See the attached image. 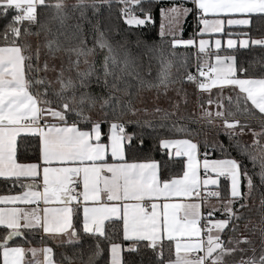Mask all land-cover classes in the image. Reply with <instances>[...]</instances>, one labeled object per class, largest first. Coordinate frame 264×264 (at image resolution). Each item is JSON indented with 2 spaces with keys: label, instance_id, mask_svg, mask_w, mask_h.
I'll use <instances>...</instances> for the list:
<instances>
[{
  "label": "snow or ice",
  "instance_id": "snow-or-ice-1",
  "mask_svg": "<svg viewBox=\"0 0 264 264\" xmlns=\"http://www.w3.org/2000/svg\"><path fill=\"white\" fill-rule=\"evenodd\" d=\"M114 3L122 5L119 17L131 34L154 23L152 6L159 0H76L72 4L66 0H0V178L27 189L18 195H0V204L13 205L0 208L3 264H40L25 260L28 252L35 258L37 249L10 246L17 237L28 242L26 233L34 230L67 237L65 242L70 245L79 244L81 234L94 239L85 264H98L105 253L108 264H124L122 252L137 251L140 244L154 253L157 264H227V257L245 251L241 245L252 243L247 236L236 238L229 233L239 231L244 219L241 210L248 208L254 188L253 176L240 160L231 157V151L247 156L254 167L258 162L264 184V150L257 157L240 140L245 129L254 137L253 146L259 143L257 137L264 136V76L241 78L248 69L238 65L235 55L252 47L264 50V37L254 39L250 34L253 19L264 20V0H172L171 7L161 8L162 21H167L160 26L161 42L171 36L172 56L183 46L196 48L197 58L195 72L188 70L185 59L180 63L183 74L174 78L173 62L164 49L137 39V48L159 54L156 82L144 79L137 70L130 41L119 25L100 19L104 6L111 10ZM45 11L47 15L42 16ZM77 11L81 22L68 25ZM189 15L196 21V30L188 39L178 38ZM33 36L35 43L28 39ZM213 39L215 51L210 43ZM176 83L191 84L198 98L209 93L206 103H215L217 111H209L201 101L202 117L209 126L215 119L223 123L215 128L211 141L205 139L202 154L199 142L191 138L161 139L159 147L167 150L169 160L186 158L180 161L182 176L164 178L162 167L167 161L129 162L127 153L134 146L135 134H128L126 126L153 128L150 121L141 125L134 119L148 111L149 100L141 93L161 87L166 92ZM225 88L238 89L237 112L249 114L248 102L258 110L260 132L247 123L229 120L234 113L226 116L223 106L213 101L212 89L222 93ZM221 134L227 137V145L219 139ZM28 137L38 142L35 163L17 158L18 138ZM143 144L140 138L141 147ZM209 148L224 158H211ZM201 168L207 177L203 180ZM221 177L226 196L219 190ZM38 180H42V191ZM208 185H216L217 190L202 195ZM242 187L248 191L243 192ZM209 198H216L218 205L209 206ZM218 212L223 218L214 219ZM106 221L121 224L122 242H129L127 249L108 237ZM259 232L264 245V217ZM102 240L108 241L107 249ZM165 240L174 258L165 259ZM39 251L44 253L43 264H54L52 248ZM237 264H264V250Z\"/></svg>",
  "mask_w": 264,
  "mask_h": 264
},
{
  "label": "trees",
  "instance_id": "trees-1",
  "mask_svg": "<svg viewBox=\"0 0 264 264\" xmlns=\"http://www.w3.org/2000/svg\"><path fill=\"white\" fill-rule=\"evenodd\" d=\"M67 3H75L76 0H66ZM179 3V0H176ZM172 6V0H159V3H155L153 7V20L154 23L144 26L142 29H135L131 34L127 31V26H125L119 17V9L122 7L120 4L114 3L111 7V10L104 6L102 9L103 16L100 19L106 20L110 19L111 23L119 25L123 30V34L130 41L131 54L134 60L136 61L141 75L146 80H151L156 82V76L160 70V62L158 59V53L148 52L145 48H137L135 46V41L140 39L141 41L147 43L148 45L155 44L158 47H162L165 52L167 59L172 60L173 68L172 73L173 77H178L182 75L184 69L180 67L181 61L187 59L188 61V70L191 72L196 71V58H197V49L196 48H184L183 46H178L176 49V55H171V49L169 47V41L171 36H167L163 42H161L159 37L160 26L162 23V18L160 15L161 8H167ZM190 7L191 5H186ZM148 7V5H145ZM137 15L139 11L137 10ZM47 15V11L42 13ZM88 17L92 18V13L89 10L87 13ZM79 12H75L66 22L68 25L72 26L78 22ZM95 22V20H93ZM85 27H87L86 22H82ZM196 30V21L189 15L183 23V30L181 35L177 36L178 38L188 39ZM3 29L0 28V34H2ZM234 31H236L234 29ZM250 34L252 38L259 39L264 37V20L259 18H254L253 23L250 29ZM119 38V37H117ZM31 42L35 43L36 37L28 38ZM43 37H41V41ZM0 46H3V40L0 39ZM215 51V50H213ZM231 54L230 52H221V55ZM237 56V63L243 68L248 69L247 76L241 75V77H251L259 78L264 76V50L258 47H252L250 49H241L235 53ZM203 58V57H202ZM214 61L212 57L210 62ZM150 73V74H149ZM96 92H100L99 88H95ZM216 96L213 101L220 103L222 111L225 112L227 116L228 112L234 113L233 116H228L229 120H239L241 123H247L250 125L251 129L255 132L261 131V115L258 110L252 108L251 103L248 102L247 107L251 109L249 114H243L242 112H237L236 110V97L238 90L233 91L228 88L223 90V92H216ZM143 96H146L149 100L147 105L148 111L145 114L140 112L134 118L141 122V125L145 121H150L153 125V128H148L140 125L129 124L126 126V132L128 134H135L133 140V148L130 149L127 153V158L129 161H138V160H157L161 162L167 161V166L162 167V173L164 178H172L179 176L183 173V163L181 160L185 158H175L174 160H169L168 156L165 154L166 150L159 147V142L161 139H173V138H191L193 142H199L201 152L204 151V141L208 139L212 140L214 135L215 128L220 126L217 124L208 125L207 121L198 122L197 115L203 113V109L200 107V102L205 101L204 107L209 111L211 108L216 106L207 105V96L202 93L197 96V90L189 83L181 85L176 83L168 88L165 92L164 88L159 89L152 88L141 93ZM231 97V102L229 100ZM219 99V100H218ZM138 108H143L144 105L137 104ZM241 108L244 107V104L241 103ZM154 108L161 109L160 112H154ZM181 128L185 129L184 132L179 131ZM189 133L191 134L189 136ZM140 138H143L144 144L141 147ZM219 139L225 144H228V139L223 134ZM253 135L249 133L248 129H245V134L240 137L242 143H245L249 146L248 151L255 154L259 157L264 150V136H259L256 139L259 140V143L253 146ZM211 158H224L221 156L220 152H212L209 148ZM39 155L38 152V142L34 137H28L26 139L19 138L18 140V150L17 158L19 162H32L36 161ZM231 157L236 158L241 161V163L248 169L249 174L253 176L254 188L251 192V197L247 200L248 208L241 210V214L244 216V219L239 222L240 228L239 231L235 234L229 233V235H234L236 238H242L247 236L250 241L249 245H241L245 249L243 253L237 252L231 257H227V264H237L238 261L243 259H248L253 255L259 256L261 251L264 250V245L261 244V236L259 232V227L261 225V218L264 217V207L261 206V199L264 198V184L261 183L260 177L258 175L260 168L259 163L254 167L251 160L244 155L238 154L237 151H231ZM23 183H29L28 180H23ZM226 184L224 179L221 181V193L226 196ZM19 185L13 186L12 182L5 181L3 178H0V194L4 193H15L22 191ZM243 192H247L246 187H242ZM238 207V205H237ZM216 218H223L218 212L215 215ZM248 225V228L245 229V225ZM255 229V231H253ZM106 232L108 237L117 243H123V246L129 247V242H122V226L119 223L107 222ZM3 231L0 230V237L3 236ZM225 238L226 237H223ZM26 239L28 242H25V238L17 237L15 238V243L10 242V245H33L41 246L48 245L53 250L54 259L63 264H85L88 259L89 254L93 250L94 239H91L87 236L81 234V242L79 244H67V243H58L50 239L49 237L42 235L41 230L29 231L26 233ZM102 246L107 249L108 241L102 240ZM165 244V259L170 256L174 258V251H169V244L167 241H164ZM127 249V248H126ZM255 249V252H253ZM124 264H157V259L154 253L146 248L143 244L138 246L137 251L128 252L124 251L123 256ZM98 264H108V256L105 253L104 256L100 257Z\"/></svg>",
  "mask_w": 264,
  "mask_h": 264
},
{
  "label": "crops",
  "instance_id": "crops-1",
  "mask_svg": "<svg viewBox=\"0 0 264 264\" xmlns=\"http://www.w3.org/2000/svg\"><path fill=\"white\" fill-rule=\"evenodd\" d=\"M214 49H212V51H213ZM213 63H214V61H213ZM241 78H247V77H241ZM225 89H228V88H225ZM224 89V90H225ZM238 90V89H237ZM220 92V90L219 89H212V92H211V96L213 97V95L214 96H216V94H219V93H216V92ZM204 95H205V97L207 96H209V93H203ZM220 97V96H219ZM212 99H214V97L212 98ZM208 105V104H207ZM173 139H177V138H173ZM18 140H19V138H18ZM200 147V146H199ZM167 151V150H166ZM173 152H174V150H173ZM200 152H201V148H200ZM201 154H202V152H201ZM213 159H217V158H213ZM185 160H186V158H185ZM133 160H131V161H129V162H132ZM145 161H148V160H138V161H135V162H145ZM157 161V160H156ZM35 162H37V160L36 161H32L31 163H35ZM109 162H111V160H109ZM26 163H29V162H26ZM183 174V173H182ZM182 174L181 175H179V176H182ZM200 175H201V179L203 180V179H205V178H207L206 176H204V173H203V169L201 168V172H200ZM208 175H210V176H212V178H215V174L214 173H209ZM179 176H175V177H172V178H176V177H179ZM29 181V180H28ZM220 181H222V177L220 178ZM29 182H31V181H29ZM37 183L38 184H40L41 186H40V188L38 189V190H40V191H42L43 189H42V180H38L37 181ZM27 189H24V190H22V191H26ZM204 190H206V192H209V191H216L217 190V186L216 185H208L207 186V188L206 189H204ZM219 190H221V183H220V185H219ZM22 191H19V192H15V193H4V194H0V195H18V194H21V192ZM218 203H219V201L216 199V198H209V201H208V205L209 206H211V205H218ZM13 205H3V204H0V208H3V207H12ZM15 206H17V207H25V208H30V207H35V205H15ZM41 207H43V205H41ZM202 211L204 212V214L206 215V210L205 209H202ZM216 215V214H215ZM214 219H221V218H216L215 216H214ZM105 224H107V221L105 222ZM41 233H42V235H45V236H47V237H49L50 239H52L53 241H55V242H58V243H66L65 241L67 240V237H60V236H52V235H49V234H45V233H43V231L41 230ZM165 241H167V240H165ZM10 246H21V247H23V248H25V249H31V248H35V249H37L38 251H37V255H36V257L35 258H33V256H32V254L30 253V252H28L27 254H26V256H25V260L26 261H39L40 262V264H43V261H44V253L42 252V251H39V250H41V249H43V248H46V247H48V248H51L50 246H48V245H41V246H33V245H10ZM124 247V246H123ZM125 248V247H124ZM127 248V247H126ZM125 248V249H126ZM51 255V257H52V259H53V261H54V264H63V263H61V262H58V261H56L55 259H54V255H53V251H52V253L50 254ZM124 256V251L122 252V257ZM0 264H3V257H2V255H0Z\"/></svg>",
  "mask_w": 264,
  "mask_h": 264
},
{
  "label": "rangeland",
  "instance_id": "rangeland-1",
  "mask_svg": "<svg viewBox=\"0 0 264 264\" xmlns=\"http://www.w3.org/2000/svg\"><path fill=\"white\" fill-rule=\"evenodd\" d=\"M167 8H169V7H167ZM167 8H165V9H167ZM163 23H165L166 25H167V21H162ZM184 23V22H183ZM183 23H182V25L180 26L181 28H182V30H183ZM181 33L182 32H177V36H179V35H181ZM205 39H208V37L207 36H205L204 37ZM235 38V37H234ZM224 39H226V37L224 38ZM210 43H212L213 44V48L212 49H214L215 50V48H214V39H213V41H210ZM212 97V96H211ZM213 97H214V99L217 97V98H219V96L217 95V96H214L213 95ZM212 97V98H213ZM208 98V97H207ZM213 99V100H214ZM219 100V99H218ZM212 106H216V104L214 103V104H212ZM211 112H213V113H215V111H217V108L215 107V108H211V110H210ZM198 122H206L207 120L206 119H204L203 117H202V114H199V115H197V119H196ZM213 123L214 124H217V125H222V123H223V121L222 120H218V119H215L214 121H213ZM253 130V129H252ZM249 133H251L250 131H249Z\"/></svg>",
  "mask_w": 264,
  "mask_h": 264
},
{
  "label": "built area",
  "instance_id": "built-area-1",
  "mask_svg": "<svg viewBox=\"0 0 264 264\" xmlns=\"http://www.w3.org/2000/svg\"><path fill=\"white\" fill-rule=\"evenodd\" d=\"M82 190V188L81 189H77V191H81ZM210 192V191H209ZM203 194H206V190H204V191H202V195Z\"/></svg>",
  "mask_w": 264,
  "mask_h": 264
}]
</instances>
